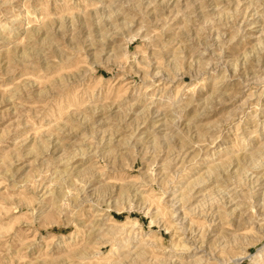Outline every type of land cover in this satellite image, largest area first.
Returning <instances> with one entry per match:
<instances>
[{
    "label": "rangeland",
    "instance_id": "rangeland-1",
    "mask_svg": "<svg viewBox=\"0 0 264 264\" xmlns=\"http://www.w3.org/2000/svg\"><path fill=\"white\" fill-rule=\"evenodd\" d=\"M264 264V0H0V264Z\"/></svg>",
    "mask_w": 264,
    "mask_h": 264
},
{
    "label": "water",
    "instance_id": "water-1",
    "mask_svg": "<svg viewBox=\"0 0 264 264\" xmlns=\"http://www.w3.org/2000/svg\"><path fill=\"white\" fill-rule=\"evenodd\" d=\"M226 264H235L234 261H228Z\"/></svg>",
    "mask_w": 264,
    "mask_h": 264
}]
</instances>
